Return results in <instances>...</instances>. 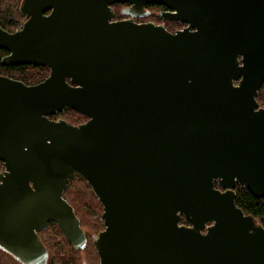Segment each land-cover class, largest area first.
Segmentation results:
<instances>
[{
  "label": "water",
  "instance_id": "1",
  "mask_svg": "<svg viewBox=\"0 0 264 264\" xmlns=\"http://www.w3.org/2000/svg\"><path fill=\"white\" fill-rule=\"evenodd\" d=\"M116 3L130 19L113 21ZM148 4L186 27L135 23ZM19 13L0 28L1 64L49 73L0 75V251L47 264L49 222L83 250L63 198L78 175L102 207L98 264H264V228L234 192L264 198V0H21ZM68 110L88 120L49 118Z\"/></svg>",
  "mask_w": 264,
  "mask_h": 264
},
{
  "label": "trees",
  "instance_id": "2",
  "mask_svg": "<svg viewBox=\"0 0 264 264\" xmlns=\"http://www.w3.org/2000/svg\"><path fill=\"white\" fill-rule=\"evenodd\" d=\"M21 0H0V28L8 31L10 33L18 30L24 21L25 17L21 16L19 13V5ZM181 27V25H179ZM7 54L5 51H0V75L6 76L15 80H19L27 85L37 84L43 81L49 73L46 67H33V66H14L5 67L1 64V58ZM257 101L264 106V84L262 85ZM50 119H63L68 124H81L88 120L87 117L82 114L75 112L73 110H68L62 113H58L56 116L49 117ZM3 164L0 162V167ZM63 198L68 202V204L73 208L76 217L80 222V227L83 229L84 233L97 234L103 230L102 222L98 219H94L93 215H101L102 207L94 196L90 186L78 175L74 177L72 181L68 183L67 190L63 193ZM235 204L240 208L244 214L253 216L258 223L264 228V198H255L250 194L248 190L239 185L235 189ZM90 210H93V215L91 216ZM181 224L186 225L185 219H182ZM47 233V232H45ZM52 236H54L52 234ZM58 236L63 243L73 250L75 253L74 262L75 264H88L87 262L81 261L78 258L79 253L87 252L89 248V243L83 250H76L70 244H68L61 232L55 234ZM94 236V235H93ZM92 236V237H93ZM89 240V235H87ZM52 238V244H53ZM44 246L48 252V263L50 261L51 249L49 245L43 241ZM50 248V249H49ZM89 255L93 259H98L94 250L91 248L89 250ZM0 260L2 264H20L13 260L10 256L0 251ZM47 263V264H48Z\"/></svg>",
  "mask_w": 264,
  "mask_h": 264
},
{
  "label": "flooded vegetation",
  "instance_id": "3",
  "mask_svg": "<svg viewBox=\"0 0 264 264\" xmlns=\"http://www.w3.org/2000/svg\"><path fill=\"white\" fill-rule=\"evenodd\" d=\"M111 8H112V11L114 13L113 21H122V20H127V19L131 18L128 15H126V13H125V12L129 11V6L127 4H117L116 3V4H113L111 6ZM131 12L133 14L132 20L138 24L153 23L155 25H163L165 27V29L168 30L169 32H175L178 30H182L183 28L186 27V25L181 24L179 22L164 21L163 19H161L160 16H163L164 13L168 12V9H166L163 5L148 4L145 6L144 10H142V11L131 10ZM179 25H181V27ZM261 87H260V89H261ZM260 89L258 90V93H257L255 100L258 103L260 108H264V106H262L257 101V99L259 97L258 95H259ZM53 120H57V119H53ZM58 120H61V119H58ZM216 188H218V187L216 186ZM235 189H236V187L234 188V192H235ZM186 225H188V224H186ZM49 230H51L52 234H54V235L55 234L57 235L58 232H61L55 223L49 222L47 224L46 228L39 233V238L41 239L42 243L44 241V239H43L44 233L48 232ZM85 236H86V240H87V242H86V245H87L88 238H87L86 233H85ZM47 263H48V261H47Z\"/></svg>",
  "mask_w": 264,
  "mask_h": 264
},
{
  "label": "rangeland",
  "instance_id": "4",
  "mask_svg": "<svg viewBox=\"0 0 264 264\" xmlns=\"http://www.w3.org/2000/svg\"><path fill=\"white\" fill-rule=\"evenodd\" d=\"M72 125H77V124H72ZM2 170H3V166H2V168L0 167V172ZM89 214L93 215V210H90ZM101 214H102V212H101ZM93 218L94 219H98V220H100L102 222L101 215H97V213H95L93 215ZM102 225H103V222H102ZM87 235H89V240H88L89 245L88 246H89L90 249L92 248L94 250L95 254H96V251H95V249H94V247L92 245V236L96 235V234L92 235L90 233H87ZM52 238L54 240L53 244H52ZM43 239H44L45 243L50 246V248H52V246L53 247L55 246V248H52L50 250L52 254L50 256V261H49L48 264H75V262H74L75 253L73 252V250L70 249L68 246H66L63 243V241L58 236H56V237H55V235L52 236L51 230H49L47 233H44ZM89 250H88V254H87V252L79 253V255H78L79 260L81 261V263L83 261H85L88 264H98L99 263V258L98 259L97 258L93 259V257L91 255H89ZM0 264H2L1 260H0Z\"/></svg>",
  "mask_w": 264,
  "mask_h": 264
}]
</instances>
